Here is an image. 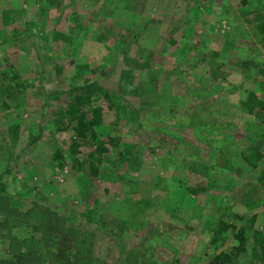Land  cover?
<instances>
[{"label": "rangeland", "instance_id": "rangeland-1", "mask_svg": "<svg viewBox=\"0 0 264 264\" xmlns=\"http://www.w3.org/2000/svg\"><path fill=\"white\" fill-rule=\"evenodd\" d=\"M250 1L0 0V198L30 216L0 210V264L12 243L25 264H264V0ZM102 88L114 106L92 170L98 141L67 109L105 104ZM220 217L235 228L216 233Z\"/></svg>", "mask_w": 264, "mask_h": 264}, {"label": "trees", "instance_id": "trees-1", "mask_svg": "<svg viewBox=\"0 0 264 264\" xmlns=\"http://www.w3.org/2000/svg\"><path fill=\"white\" fill-rule=\"evenodd\" d=\"M242 4L244 6H247L250 4V0H241ZM259 28L261 31H264V17H262V20L259 23ZM248 74H251V71L249 69ZM261 71L264 73V69H261ZM20 86H23L22 83H20ZM103 92V99L105 101V104L97 100L92 101V95L91 94H77L74 96L73 99L70 100L69 107H68V114H70L71 118L73 120H76V123L74 124V129L76 131L77 137H83V138H90L92 140L98 141L96 148L90 153L88 161L89 168L92 170H97V164L96 161H101V155L106 150L107 146L103 145L99 141V135L97 133V127L98 126H106V116L108 115L109 109L113 108L114 101L110 97V93L107 89L102 88ZM255 95L256 93L253 90H250L248 99L243 102V104L247 105V107L250 110H254V101H255ZM89 101L86 105H82L84 102ZM264 102L263 99L260 100L259 104L261 107L264 105L262 104ZM114 123L116 125L120 122L117 118ZM109 125V124H107ZM115 137L110 136V140H114ZM118 142V138H116V143ZM74 144L78 145V142L74 140ZM247 150V151H246ZM243 158L250 164L251 166H256L258 164V160L263 156V151L258 148L256 145H250L248 146L245 151L242 152ZM57 158L58 156L55 155ZM76 166L78 168H86V165L84 162H80L78 159L75 160ZM3 184H1L0 189L2 188ZM8 210L10 209L12 212H15L18 214L14 218L9 217L8 219L12 222H15L14 219H18L19 221H28L30 220V216L25 219L24 216H26L25 213H22L21 208L19 207V203L16 201V203H13V197H1L0 198V210ZM31 210V209H30ZM29 211V210H28ZM29 213H27L28 215ZM243 217V216H240ZM226 219L223 217H220L216 224H215V230L216 233H221L224 231V229L229 228H235V223L232 222L231 224L228 223V221H225ZM9 224L7 221V218H3L2 221L0 220V236H4L3 233H1L2 226H5L4 224ZM230 225V226H229ZM247 230L245 225H241L239 230L236 232V237L239 240V244L233 246V250L235 252H240L243 247L246 238L248 237L249 232H245ZM256 240L258 241V244L261 248V250L258 252H255V255L264 262V232H258L256 231ZM19 242V241H18ZM17 243H12V252L14 255L13 259H6L5 264H25L24 260L21 262L23 253H21V250L17 251V248L13 249ZM233 258L232 252H222V254H217L213 256L210 259V262L208 264H227V262H231ZM25 259V258H24ZM92 262V261H91Z\"/></svg>", "mask_w": 264, "mask_h": 264}]
</instances>
